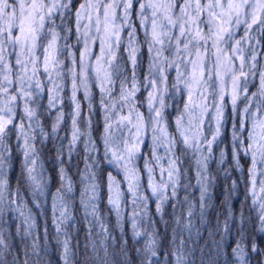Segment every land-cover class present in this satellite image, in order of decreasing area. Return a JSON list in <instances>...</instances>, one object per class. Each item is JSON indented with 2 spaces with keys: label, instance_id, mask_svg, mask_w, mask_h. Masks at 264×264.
I'll list each match as a JSON object with an SVG mask.
<instances>
[{
  "label": "snow or ice",
  "instance_id": "obj_1",
  "mask_svg": "<svg viewBox=\"0 0 264 264\" xmlns=\"http://www.w3.org/2000/svg\"><path fill=\"white\" fill-rule=\"evenodd\" d=\"M142 48L148 54L143 79ZM66 79L69 124L61 135ZM90 85L99 89L98 136L92 133L96 109ZM80 89L87 101L83 120ZM142 89L145 94L138 96ZM47 117L50 128L42 123ZM226 129L227 142L221 139ZM13 136L22 161L14 185ZM49 142L60 181L52 197V222L62 264H186L181 251L186 241L180 237L187 232L192 239L197 210L201 223H208L218 176L225 186L215 228L207 232L201 251L210 245L211 264H218L231 243L226 264H264V247L256 239L257 233L264 235V0H0V264H44L47 253L24 192L36 209L42 208L39 197L49 174L43 163L38 170L37 161ZM193 164L196 201L188 195ZM73 166L82 184V253L78 244L73 250L68 231L69 224L77 230L72 211L77 197L67 173ZM121 173L123 190L116 179ZM241 179L245 195L235 208ZM102 183L107 211L116 216L118 250L100 212ZM129 203L132 238H146L142 247L133 245L135 260L124 231ZM169 204L171 221L165 218ZM11 213L20 218L15 226L19 251L8 231ZM169 224L171 243L179 239L175 248L166 247ZM196 235H202L199 228Z\"/></svg>",
  "mask_w": 264,
  "mask_h": 264
},
{
  "label": "trees",
  "instance_id": "obj_2",
  "mask_svg": "<svg viewBox=\"0 0 264 264\" xmlns=\"http://www.w3.org/2000/svg\"><path fill=\"white\" fill-rule=\"evenodd\" d=\"M141 55L144 56V66L141 68V71L143 72L146 69L147 63H148V54L145 49L142 48L141 50ZM143 94V92H142ZM142 96V95H140ZM100 113L98 110H96L94 119H93V126H92V133L93 136H98L99 131H100V122L101 119L99 117ZM228 115V113H227ZM229 136V131L226 129L223 132V135L221 139H224L227 142ZM48 148H52L51 143L49 142L48 145L46 146L45 150L42 152L43 156V161L45 163V167L47 168L51 181H50V187L51 189L58 188L59 187V176L58 173L54 167L55 165V159H54V148L52 151H48ZM80 148V146H78ZM14 152V149H12ZM214 151H215V146H214ZM80 155L83 156V151L82 149L80 150ZM19 156L16 152L13 153L12 155V169H11V182L14 185L15 184V179L16 176L19 174V169L21 167V162L19 161ZM241 163L244 165L245 170L248 168V164L246 163L245 160L242 159ZM84 166L83 160H79V168L82 169ZM210 168L213 172H215V165L214 163L210 165ZM68 173L71 175L73 181L75 182L76 185V197L77 200L74 203L72 207L73 215L76 218V224H77V230H73L71 228V224L68 226V231L71 235V246L73 247V250H76L77 244L79 245V251L82 253L83 252V245L86 242V229H85V224L83 222V210L81 208V205L79 204V194H80V175L79 172L77 171L76 167H69L67 169ZM190 176L192 177V187L188 191V195L193 201H196L198 198V187L196 185V176H195V171H194V165L190 171ZM239 175V173H233V178H236ZM106 177V175L104 174ZM244 183L245 181L241 179L240 181V189L239 192L234 200V207L239 208V202L243 200V197L245 195L244 192ZM224 179L223 177H219L216 181V185L213 189V199H212V208L206 213L207 215V224H202L199 216H198V210L194 212V218H193V230H192V239L188 240V233L183 232L182 236L180 238L184 239L186 241L185 247L181 249V251L185 254V260L186 264H211V260L215 258V251L211 249V246L209 245L205 251H201L202 248H205V241L208 239L207 232L211 231L215 228L216 225V216H217V206L220 204L223 190H224ZM50 189V190H51ZM102 201L100 203V212L101 216H106L107 223H108V228L110 232H113V234L116 236L117 239V250L119 247V231H117L114 227V217L111 212H108V206L106 204V183H102ZM24 194L27 196L26 198H30L29 192L25 191ZM183 192L181 193V198L183 196ZM247 206L251 208V194L250 192L248 193V202ZM219 212L221 213V219H223V213L224 209L221 207L219 209ZM171 213H172V208L169 205L165 206V218L171 221ZM34 214L36 217V222H37V229L36 231L39 234V244L41 247L44 249V251L47 253L45 259H44V264H62V261L59 256V248L60 245L57 242V233L55 231V227L52 222V210L49 209L48 207H43V209H34ZM155 215V213H152ZM12 219H11V226L8 229V231L12 234V244L15 247L17 251L20 250L21 247V238L15 235V226L19 223V219L17 217L16 213H11L10 214ZM253 217L255 216V212L252 213ZM45 221H47L46 227L48 229L47 237L44 235V230L43 226ZM156 227L160 230L161 235H164V226L160 224L159 222V217H157V225ZM196 228H199L201 231V236L197 237L196 235ZM124 231L126 233V239L128 240V247L130 250V254L132 255L133 260H135V254L131 252V249L133 245L140 246L142 247L143 244L146 242V238L144 236H141L139 241L134 240L132 238V234L129 231L127 227L124 228ZM172 239V234H171V224H169L168 227V232L167 236L165 237V242H166V247H171L175 248L179 244V239H177V244L173 245L171 243ZM256 239L257 242L261 247H264V235L261 234H256ZM231 243L227 246L226 253L223 257H221L218 261V264H226V261L230 258V252H231ZM258 259V258H257ZM161 264H167L166 261H161ZM255 264V262H253Z\"/></svg>",
  "mask_w": 264,
  "mask_h": 264
},
{
  "label": "rangeland",
  "instance_id": "obj_3",
  "mask_svg": "<svg viewBox=\"0 0 264 264\" xmlns=\"http://www.w3.org/2000/svg\"><path fill=\"white\" fill-rule=\"evenodd\" d=\"M133 19H135V16H133ZM69 25H72V21H69ZM141 38H142V36H141ZM93 53L95 54V47L93 48ZM165 55H167V53H165ZM67 63H68V61H65V64H67ZM77 70H79L78 69V66H77ZM146 71H147V66H146V69L143 72L140 70V77H141V79H143ZM172 79H173V74H169V83H171ZM90 90H91V95H92V100H93V106H94V108L96 110L99 111V89L96 86L90 85ZM252 90L253 89L250 88V91H252ZM142 92H143V94H142ZM69 94H70V82L67 81V79H66L65 80L64 91L62 93V96L64 97V102H63L62 105H60V106H62L65 109V120H64V124L61 126V128H62L61 135H64V131L66 130V127L65 126L69 124V120H68V116H67V113L70 110V105H69V102L67 100V96ZM144 94L145 93H144V91L142 89L141 92L138 93V96H140V95L143 96ZM177 99H179V96L177 97ZM77 100H79L81 102V117H80V119L83 120L85 114L87 113V101L84 99L83 89H80V91L77 92ZM225 100L227 101V97L225 98ZM55 111L56 110L54 109L53 110V115L55 114ZM141 111H146V109L145 108H142ZM225 116L227 117V112L225 113ZM99 117L101 119V113H100ZM42 123L46 126V128H50V125H51V117L45 118L42 121ZM68 139H70V134L69 135H66L64 137V142L66 143ZM10 145H11V149H14V152H16L18 154V156H19L18 159L22 163L21 157H20V154H19V148L17 147V142L15 140V136H13L11 138ZM78 146L79 145H77V147ZM14 152L12 150V155H13ZM41 163H43V166H44L45 171L49 174L47 168L45 167V163L43 161L42 154H41L40 160L37 161L38 170H39V165ZM193 165H194V171H195V164H193ZM141 172H142V175H143V170L142 169H141ZM67 173H68V171H67ZM113 174L115 175V173H113ZM68 175L71 177V175L69 173H68ZM105 175H106V173H105ZM122 175L123 174L121 173V175L116 176V179L117 180H121V185H122V190H123L124 185L126 184V182L122 180ZM71 180L73 181L72 177H71ZM50 181H51V177H50V174H49V179H48V183H47V188H46V191H45V195L43 197H39V199H41V200L44 201L43 206H42L41 209H43V207H48L49 209L52 210V202H53L52 201V197L55 194L57 188L56 189H54V188L51 189V187H50ZM73 183H74L75 193H76V185H75V182L74 181H73ZM80 183H81V181H80ZM80 189L82 190V184H80ZM81 190H80V192H81ZM102 194H103V190H102V187H101V192H100L101 200H100V203L102 201ZM146 194H149L150 195V190ZM250 194H251V192H250ZM29 196H30V198L28 199V198H26L27 196L24 194V199L27 202V205L26 206L28 208H31L32 211H33V213H34V209H36V208L34 207L33 199H32V197H31L30 194H29ZM107 196H108V190H107V187H106V204H107ZM198 196H199V191H198ZM125 197L130 202V200H131L130 194L127 193V192H125ZM132 207L133 206L131 205V203H129L128 209L125 212V220H124V228L127 227L129 229V231L131 232V234H132V229H131L130 221L128 220V215H129ZM149 208H150L151 213H155V203H154V201H150ZM112 214H113V217H114V227H115V229L117 231H119V229L116 228V216H115V213H112ZM93 231L94 232H97V231H99V229L96 228V229H93Z\"/></svg>",
  "mask_w": 264,
  "mask_h": 264
}]
</instances>
